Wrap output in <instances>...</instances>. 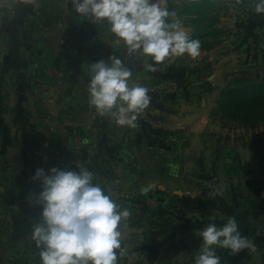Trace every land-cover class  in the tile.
Here are the masks:
<instances>
[{
    "label": "crops",
    "instance_id": "1",
    "mask_svg": "<svg viewBox=\"0 0 264 264\" xmlns=\"http://www.w3.org/2000/svg\"><path fill=\"white\" fill-rule=\"evenodd\" d=\"M232 2L241 13H253L252 18L243 19L238 31L240 66L247 67L250 59L264 64V15L255 13L253 0H168L169 10L175 11L190 35L201 41L200 55L195 59L187 54L171 57L155 72L140 66L143 57L133 58L132 79L144 84L152 99L136 127L130 128L100 116L89 105L85 92L88 63L107 59L111 54L128 62L125 49L105 24L78 18L71 0H0V264L38 262L31 225L39 220L40 209L29 205L26 199L29 191H39L38 182L30 179L36 168L74 169L78 161L88 163L97 174L103 170L104 157L111 155L116 163L110 165L119 169L128 154L149 155L145 145L149 139L176 137L182 132L185 137L194 138L200 133L212 114L209 119L199 111H187L197 105L191 91L198 88L191 79L205 74L211 81L213 74L224 70L226 62L236 59L231 42L233 20L228 9ZM216 32H220L219 39L214 38ZM171 72L178 74L183 81L181 88L188 89L192 96L184 101L178 98V105H170L161 93L165 90L161 77ZM206 85L208 90L224 89L216 84ZM210 99L207 96L204 105L216 104ZM188 123L192 124L187 127ZM258 135V162L253 169L257 177L247 180L258 194L254 205H247L245 194H195L192 198L196 199L198 211L191 214L180 210L183 205L179 196L178 227L171 228L170 223L151 226L142 222L139 227L126 224L127 231L142 236L124 245L133 251L127 262L192 264L201 242L196 231L214 213L218 223L227 216H236L242 233L257 245L255 251L242 250L235 255L218 250L222 264H264V128ZM134 163L144 162L139 157ZM216 168H211L213 175ZM130 179L120 173L110 186H131ZM217 203L223 205L220 213L209 207ZM171 214L158 211L156 215L161 218ZM145 231L157 239H147ZM138 242L141 245H136Z\"/></svg>",
    "mask_w": 264,
    "mask_h": 264
},
{
    "label": "clouds",
    "instance_id": "2",
    "mask_svg": "<svg viewBox=\"0 0 264 264\" xmlns=\"http://www.w3.org/2000/svg\"><path fill=\"white\" fill-rule=\"evenodd\" d=\"M78 18L105 24L129 58L143 57L140 66L155 72L171 57L200 55L201 41L193 38L168 0H71ZM264 15V0H253ZM133 69L115 54L87 64L85 92L90 106L119 126L135 128L151 102L148 88L132 79ZM88 163L76 167H38L30 177L39 191H29V205L40 209L31 225L38 264H120L127 255L124 236L131 210L117 202L116 193L96 180ZM208 195L223 193L209 184ZM201 238L192 264H222L218 250L235 255L255 251L256 242L242 233L236 216L217 222L216 214L196 231Z\"/></svg>",
    "mask_w": 264,
    "mask_h": 264
},
{
    "label": "rangeland",
    "instance_id": "3",
    "mask_svg": "<svg viewBox=\"0 0 264 264\" xmlns=\"http://www.w3.org/2000/svg\"><path fill=\"white\" fill-rule=\"evenodd\" d=\"M229 4L235 7L234 11L229 10V12L233 20L231 29L232 54L234 55L233 58L236 59H232L230 64L226 62L224 70L218 75L213 74L214 77L211 81L207 80L210 77L205 74L194 75L191 79V83L198 88L197 91H191L193 96H196L197 105L196 108L193 107L187 111H199L208 115L209 119L210 114H212V119L204 124L203 129L194 138L185 137L182 132L177 133L176 137L170 135L171 137L168 136L160 140L149 139L145 142L149 155L128 154L123 157L124 163L119 166V169L110 165L112 162L113 164L116 163V159L113 161L111 155L108 159L104 157L102 161L103 170L96 174L97 182H100L107 189L113 190L116 193L117 202L131 210L132 215L128 220V226L139 227L142 222H147L151 226L170 223L171 228L178 227L179 196V201L183 205L180 210H185L191 214L196 213L198 211L197 202L192 196L195 194L207 196L211 182H215L217 186L223 185L222 194L226 197L245 194L243 199L248 203L247 205H254L255 195L258 194H255L252 185L247 184V180L257 177L253 171L255 162H258L255 144L258 134L264 128V103L256 108L254 101H241L240 98L238 100L236 97L240 95L237 93L231 95L230 103L226 102L223 107L222 97L224 90L229 85L232 88H238L253 83L255 80H264V64L250 59L251 61L246 63L247 67L240 66L237 57L239 54L238 31L242 28L243 19L252 18L253 16L250 15L253 13L245 10L241 13L242 11L234 3ZM248 30L251 31V28ZM220 37V32L214 34L215 39ZM221 58L220 60H222ZM161 81L165 84V86L162 85L165 90L161 93L168 103L171 102L170 105H178V98L184 101L192 97L188 89L181 88L184 87L183 81L178 78V74L171 72V74L161 77ZM206 84H216L217 88L224 89L221 91L208 90L210 87ZM158 93L155 94L158 96ZM207 96L209 99L212 97L211 102L216 100V104L204 105ZM174 101H177V104L172 103ZM250 106L252 107L250 108ZM180 110L179 112L182 113ZM170 112L167 111L168 114ZM191 124L188 123L187 127ZM139 157L144 163H134ZM158 165H160L159 170ZM212 167L214 169L217 167L215 175L212 173ZM245 172L248 173L245 174ZM120 173L123 176H131L132 179L130 180H133V184L124 188L111 187L114 176ZM209 207L220 213L223 205L217 203L215 205L210 204ZM158 211L171 212L172 214L159 218L156 215ZM131 232L126 230L125 245L131 240L142 237ZM144 236L149 239L150 235L145 231ZM150 237L153 240L157 239L156 236ZM136 245H141V243L138 242ZM131 250L126 249L127 255L120 258V264L130 263L127 261L133 254ZM37 251L35 254L39 259ZM35 263L38 264V262Z\"/></svg>",
    "mask_w": 264,
    "mask_h": 264
},
{
    "label": "trees",
    "instance_id": "4",
    "mask_svg": "<svg viewBox=\"0 0 264 264\" xmlns=\"http://www.w3.org/2000/svg\"><path fill=\"white\" fill-rule=\"evenodd\" d=\"M237 93L240 95L236 97L238 98V100L240 98L241 101H254V107L258 108V106H261L262 103H264V80H255V82L253 83H250L245 86H240L238 88H232L231 85H229L228 88L224 90L222 97V106L224 107L226 102L230 103L231 95ZM251 107L252 106H250V108Z\"/></svg>",
    "mask_w": 264,
    "mask_h": 264
},
{
    "label": "built area",
    "instance_id": "5",
    "mask_svg": "<svg viewBox=\"0 0 264 264\" xmlns=\"http://www.w3.org/2000/svg\"><path fill=\"white\" fill-rule=\"evenodd\" d=\"M228 7H229V10L230 11H234V9H235V7L234 6H231L230 4L228 5ZM234 7V8H233ZM49 72L48 73H50V70H48ZM53 74V73H52ZM97 113L96 112H94L93 114H92V117H93V119H95V118H97V115H96ZM80 142V140L78 139V143Z\"/></svg>",
    "mask_w": 264,
    "mask_h": 264
},
{
    "label": "water",
    "instance_id": "6",
    "mask_svg": "<svg viewBox=\"0 0 264 264\" xmlns=\"http://www.w3.org/2000/svg\"><path fill=\"white\" fill-rule=\"evenodd\" d=\"M127 64L132 68V66L135 64L133 58H128Z\"/></svg>",
    "mask_w": 264,
    "mask_h": 264
}]
</instances>
